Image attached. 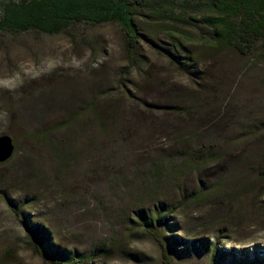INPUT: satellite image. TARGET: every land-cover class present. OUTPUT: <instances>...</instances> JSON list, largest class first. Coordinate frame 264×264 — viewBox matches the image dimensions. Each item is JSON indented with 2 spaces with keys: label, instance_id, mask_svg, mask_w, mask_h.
Wrapping results in <instances>:
<instances>
[{
  "label": "rangeland",
  "instance_id": "rangeland-1",
  "mask_svg": "<svg viewBox=\"0 0 264 264\" xmlns=\"http://www.w3.org/2000/svg\"><path fill=\"white\" fill-rule=\"evenodd\" d=\"M141 28L194 66L142 42L131 61L115 23L0 33V264H42L25 221L76 264H160L137 214L163 207L171 264H264V41L239 55L201 26Z\"/></svg>",
  "mask_w": 264,
  "mask_h": 264
},
{
  "label": "trees",
  "instance_id": "trees-1",
  "mask_svg": "<svg viewBox=\"0 0 264 264\" xmlns=\"http://www.w3.org/2000/svg\"><path fill=\"white\" fill-rule=\"evenodd\" d=\"M149 19L206 28L210 42L239 55L250 54L257 42L264 41V0H0V33L16 34L32 30L51 35L81 24L115 23L120 28L131 61L136 58L137 45L142 42L178 69L188 72L194 66L191 52L186 48L187 54L179 56L148 37L142 32L141 23ZM169 37L174 43L180 42L178 37ZM200 135L188 133L189 139L184 137L182 144H188ZM196 159L199 162L195 171H199L205 164V157L197 155ZM169 214L165 207L137 214L141 225L160 249V264H171L168 248L160 235ZM25 225L33 251L42 259V264L78 262L75 257L66 258L64 253L51 254L44 244L47 231L43 225H29L26 221ZM173 239L180 238L173 236ZM96 250L100 254L108 252L104 246H97Z\"/></svg>",
  "mask_w": 264,
  "mask_h": 264
},
{
  "label": "water",
  "instance_id": "water-1",
  "mask_svg": "<svg viewBox=\"0 0 264 264\" xmlns=\"http://www.w3.org/2000/svg\"><path fill=\"white\" fill-rule=\"evenodd\" d=\"M13 151L11 140L7 136L0 137V162L8 159Z\"/></svg>",
  "mask_w": 264,
  "mask_h": 264
},
{
  "label": "clouds",
  "instance_id": "clouds-1",
  "mask_svg": "<svg viewBox=\"0 0 264 264\" xmlns=\"http://www.w3.org/2000/svg\"><path fill=\"white\" fill-rule=\"evenodd\" d=\"M0 86H7L4 81H0Z\"/></svg>",
  "mask_w": 264,
  "mask_h": 264
}]
</instances>
